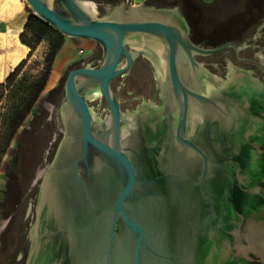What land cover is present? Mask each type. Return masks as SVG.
<instances>
[{
	"label": "water",
	"instance_id": "95a60500",
	"mask_svg": "<svg viewBox=\"0 0 264 264\" xmlns=\"http://www.w3.org/2000/svg\"><path fill=\"white\" fill-rule=\"evenodd\" d=\"M27 1L63 34L93 39L103 49L99 66L78 67L67 76L65 135L44 171L37 204L47 230L39 232L38 218L27 264H241L240 219L251 189L244 182L237 186L236 169L245 163L230 155L221 158L216 145L187 142L168 154L155 170L160 173L153 175L126 150L124 113L112 81L134 62L137 52L128 46L132 40L156 36L169 44L175 92L202 98L179 75L180 51L196 65V52L242 47L232 42L197 45L177 7H126L122 2L100 18L83 0ZM95 92L108 104L104 118L89 103ZM182 106L181 127L187 109ZM190 148L198 162H188ZM53 168L54 186L41 201Z\"/></svg>",
	"mask_w": 264,
	"mask_h": 264
},
{
	"label": "flooded vegetation",
	"instance_id": "af4514ba",
	"mask_svg": "<svg viewBox=\"0 0 264 264\" xmlns=\"http://www.w3.org/2000/svg\"><path fill=\"white\" fill-rule=\"evenodd\" d=\"M221 3L223 0H194L196 21L200 23L197 26L190 22L185 5L182 2L176 5L189 24L190 39L197 45L213 48L232 42L242 47L236 50L226 46L209 54L196 52V65L183 50L180 51L179 75L187 89L202 98L183 92L179 96L175 92L169 44L156 36L132 40L128 46L137 52L134 62L113 79L112 89L119 97L124 113L121 123L126 150L136 161L142 160L144 168L153 169V175L160 173L155 170L164 165L168 154H175L176 148H182L187 142L216 145L221 158L234 156L237 163L248 165L246 170L236 169L237 177L239 174L237 186L244 182L251 189L247 212L240 219L239 253L242 254L241 264H264V2L242 6L243 10L231 20V25L205 34L202 25L213 19L212 12H216ZM144 5L168 7L158 0H149ZM208 11L211 13L207 14ZM140 50L142 52L138 53ZM160 71L164 72L162 80ZM133 84V89L126 90ZM124 92L128 98L124 97ZM104 102L108 106L101 98L100 108ZM184 103L187 109L185 124L181 127ZM65 105L64 92L54 108L55 119L62 128L61 140L65 135ZM195 113H198L197 119L193 117ZM57 150L58 147L46 165L38 168L34 181L33 222L36 225L40 219V233L47 230L42 221L44 214L39 217L37 212L40 186L44 171L54 160ZM191 150L189 154L195 158L196 154Z\"/></svg>",
	"mask_w": 264,
	"mask_h": 264
},
{
	"label": "rangeland",
	"instance_id": "374dc122",
	"mask_svg": "<svg viewBox=\"0 0 264 264\" xmlns=\"http://www.w3.org/2000/svg\"><path fill=\"white\" fill-rule=\"evenodd\" d=\"M91 1L95 3V15L100 18L108 17L111 11L123 2V0ZM158 1L162 3L164 1L169 8H175L178 2L185 5L189 0ZM191 1L193 0L189 2L191 3ZM261 1L264 2V0H223L224 3L219 4L217 11L212 12L213 19L207 23V26H204L206 22L203 21L204 24L201 28L205 34H208L211 30L214 31L221 26L231 25V20L238 17L243 10L242 6L256 5ZM19 2L21 11L23 10L22 12L28 20L30 15L35 14L34 10L27 0H19ZM64 36L65 43L58 55L62 53L68 61L59 79L50 85L47 84L32 115L14 137L10 147L4 150L0 146V264H18L19 262L26 264L25 262L29 257L31 248L29 236L35 227L33 196L36 185L34 181L39 171L38 168H42L49 162L61 140L62 128L55 119L54 108L56 100L64 95L69 72L82 66H99L102 61L103 49L97 41L65 34ZM29 40L32 43L35 42L31 36ZM52 40V37L43 38L18 76V83L14 88L8 90L7 94H15L19 87L30 84L46 68V58L50 52ZM30 52L31 48L29 47ZM12 71L8 73L7 77ZM134 84L130 88L127 87L126 90L133 89ZM21 95L22 93H18L17 99ZM123 95L128 98V94L125 92ZM100 101L101 96L99 95L89 99L94 112L103 117L109 108L105 102L100 108ZM3 109L0 108V121ZM241 167L246 170L248 165L245 163Z\"/></svg>",
	"mask_w": 264,
	"mask_h": 264
},
{
	"label": "trees",
	"instance_id": "16d2710c",
	"mask_svg": "<svg viewBox=\"0 0 264 264\" xmlns=\"http://www.w3.org/2000/svg\"><path fill=\"white\" fill-rule=\"evenodd\" d=\"M189 1L185 3L184 9L187 11V16L190 18L192 25L197 26V12L194 9L196 5L193 4L194 0L191 1V3ZM209 13L210 12L207 14ZM206 25L207 23H205L204 26ZM30 36L35 39L34 43L29 40ZM45 37L53 38L50 52L46 58V68L36 76L30 84L19 87L17 91H15V94H7V91L14 88L16 83H18L17 79L22 69L27 64L33 52L37 49L38 44ZM21 41L31 48V52L28 57L9 74L6 80L0 83V108H4L0 121V146H2L4 150L10 147L14 137L19 133L20 129L25 126L35 109L38 99L44 93L57 55L65 43V36L61 31L43 21L36 14H32L29 16L24 26V31L21 34ZM18 93H22L19 98L20 100L17 99L16 96Z\"/></svg>",
	"mask_w": 264,
	"mask_h": 264
},
{
	"label": "bare ground",
	"instance_id": "6f19581e",
	"mask_svg": "<svg viewBox=\"0 0 264 264\" xmlns=\"http://www.w3.org/2000/svg\"><path fill=\"white\" fill-rule=\"evenodd\" d=\"M84 7L91 11H95V3L91 0H83ZM23 11V10H22ZM21 11V4L19 0H1L0 3V82L6 79L8 73L15 69L29 54V47L25 45L20 38L21 32L24 30V26L27 22V17ZM159 51L160 47H157ZM159 76L161 80L164 77V72L160 71ZM100 96L98 92H95L91 97ZM90 97V98H91ZM198 113H195L193 117L198 118ZM131 117V116H130ZM131 120V119H130ZM180 147V146H178ZM191 149H189L190 151ZM192 151V150H191ZM193 152V151H192ZM189 156L188 162H198V155L195 158ZM55 168L51 171L49 179L47 178L46 184L42 190L41 201L46 199L44 197L49 196L53 186L55 177ZM36 231H33V236H36Z\"/></svg>",
	"mask_w": 264,
	"mask_h": 264
},
{
	"label": "crops",
	"instance_id": "0c3cea01",
	"mask_svg": "<svg viewBox=\"0 0 264 264\" xmlns=\"http://www.w3.org/2000/svg\"><path fill=\"white\" fill-rule=\"evenodd\" d=\"M67 61H66V57L63 56L62 53H60L57 56L55 63H54V66H53L51 76H50L49 81H48L49 85L51 83L57 82V80L59 79V77L62 73V70H63L65 64H67Z\"/></svg>",
	"mask_w": 264,
	"mask_h": 264
},
{
	"label": "built area",
	"instance_id": "2783aa9c",
	"mask_svg": "<svg viewBox=\"0 0 264 264\" xmlns=\"http://www.w3.org/2000/svg\"><path fill=\"white\" fill-rule=\"evenodd\" d=\"M128 7H136L147 3L149 0H124Z\"/></svg>",
	"mask_w": 264,
	"mask_h": 264
}]
</instances>
